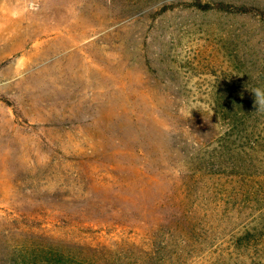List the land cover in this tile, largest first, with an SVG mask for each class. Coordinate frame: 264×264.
Masks as SVG:
<instances>
[{"label":"rangeland","instance_id":"rangeland-1","mask_svg":"<svg viewBox=\"0 0 264 264\" xmlns=\"http://www.w3.org/2000/svg\"><path fill=\"white\" fill-rule=\"evenodd\" d=\"M59 256L264 264V0H0V264Z\"/></svg>","mask_w":264,"mask_h":264},{"label":"trees","instance_id":"trees-1","mask_svg":"<svg viewBox=\"0 0 264 264\" xmlns=\"http://www.w3.org/2000/svg\"><path fill=\"white\" fill-rule=\"evenodd\" d=\"M194 5L195 6H197V7H199V8H201V9H209V8H211V5L210 4H200V3H194ZM219 5H220V7L222 8V9H227V10H229V4H226V5H228V6H224V5H222V3H219ZM163 10H166V8H163ZM54 263L55 264H69V262L67 261V260H63V258H61L60 256H59V258H57L56 260H54Z\"/></svg>","mask_w":264,"mask_h":264}]
</instances>
